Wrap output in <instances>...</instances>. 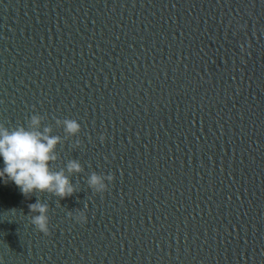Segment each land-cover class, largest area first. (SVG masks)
Segmentation results:
<instances>
[{"label": "water", "instance_id": "obj_1", "mask_svg": "<svg viewBox=\"0 0 264 264\" xmlns=\"http://www.w3.org/2000/svg\"><path fill=\"white\" fill-rule=\"evenodd\" d=\"M32 114L82 171L0 180V264H264V0H0V124Z\"/></svg>", "mask_w": 264, "mask_h": 264}, {"label": "clouds", "instance_id": "obj_2", "mask_svg": "<svg viewBox=\"0 0 264 264\" xmlns=\"http://www.w3.org/2000/svg\"><path fill=\"white\" fill-rule=\"evenodd\" d=\"M42 122V115L32 114L27 126L17 125L9 128L0 124V180L13 182L25 195L47 192L63 199L77 191V186L71 182L70 176L80 173L82 166L78 160L72 159L64 168L53 170L52 163L57 160L56 146L61 137L52 135V129L42 126ZM55 122L62 125L64 132L69 135H75L81 129L80 123L73 118H57ZM99 139L103 142L104 135L101 134ZM79 143L77 140L76 144ZM113 179L111 174L101 176L92 172L88 175L86 183L93 192L103 193L108 187L106 181L110 183ZM30 211L31 224L39 232L48 235V204L37 199L35 203L30 204ZM67 215L80 224L87 221L83 211L75 214L69 211Z\"/></svg>", "mask_w": 264, "mask_h": 264}]
</instances>
